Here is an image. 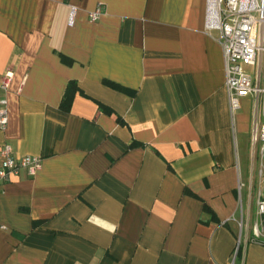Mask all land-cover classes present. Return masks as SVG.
<instances>
[{
  "label": "crops",
  "instance_id": "1",
  "mask_svg": "<svg viewBox=\"0 0 264 264\" xmlns=\"http://www.w3.org/2000/svg\"><path fill=\"white\" fill-rule=\"evenodd\" d=\"M205 7L0 0V149L42 159L0 185V264H264L245 194L253 100L231 112Z\"/></svg>",
  "mask_w": 264,
  "mask_h": 264
},
{
  "label": "built area",
  "instance_id": "2",
  "mask_svg": "<svg viewBox=\"0 0 264 264\" xmlns=\"http://www.w3.org/2000/svg\"><path fill=\"white\" fill-rule=\"evenodd\" d=\"M76 9L71 7L68 24L73 23ZM102 5L88 14L91 22L102 16ZM204 28L206 33L218 32L224 68L225 89L232 113L240 110L241 101L252 98L254 119L251 138L253 147L259 145L258 153L264 158V0H206ZM12 73L7 72L0 89L7 92ZM8 125L6 99H0V129ZM42 168V159L37 156L17 157L10 146L0 149V185L25 172L35 176ZM257 204L264 213V199ZM258 237V228L255 227ZM238 247L236 249V254ZM234 264V262H232Z\"/></svg>",
  "mask_w": 264,
  "mask_h": 264
},
{
  "label": "rangeland",
  "instance_id": "3",
  "mask_svg": "<svg viewBox=\"0 0 264 264\" xmlns=\"http://www.w3.org/2000/svg\"><path fill=\"white\" fill-rule=\"evenodd\" d=\"M252 131V126H251ZM259 145L253 147V145L248 142L247 146V155H248V165H250L251 170V184L246 186V195L252 197V207L250 209L251 218H250V231L254 233L256 239H260L264 242V213H262L257 204L258 199H264V158H261V155L258 153ZM242 229L244 228V224ZM258 228V237L255 234V227ZM236 252L234 253L235 256Z\"/></svg>",
  "mask_w": 264,
  "mask_h": 264
},
{
  "label": "trees",
  "instance_id": "4",
  "mask_svg": "<svg viewBox=\"0 0 264 264\" xmlns=\"http://www.w3.org/2000/svg\"><path fill=\"white\" fill-rule=\"evenodd\" d=\"M110 86L113 88V89H116L118 91H124L126 92V90H123L121 87L117 86V85H114V84H110ZM78 91V87L76 85V83L74 82H70L67 86V89H66V92L64 94V97H63V100H62V103L60 105V108H62L64 111H69L70 109V106H71V103H72V100H73V97H74V94ZM204 211L206 212H209V210L204 207ZM238 253V252H237Z\"/></svg>",
  "mask_w": 264,
  "mask_h": 264
}]
</instances>
